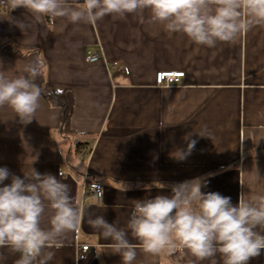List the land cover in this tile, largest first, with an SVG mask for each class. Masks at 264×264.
Instances as JSON below:
<instances>
[{"label": "crops", "instance_id": "0c3cea01", "mask_svg": "<svg viewBox=\"0 0 264 264\" xmlns=\"http://www.w3.org/2000/svg\"><path fill=\"white\" fill-rule=\"evenodd\" d=\"M148 16L145 11L72 24L35 20L23 8L0 6V71L10 78L26 76L27 66L39 58L42 93H66L72 108L70 133L64 134L62 110L42 94L28 124L20 123L11 108L0 107V167L20 178L31 167L56 176L70 186L82 209L79 229L54 249L50 264H122L89 218L102 215L124 228L133 201L171 195L174 184L199 178L203 192H218L233 204L241 192L264 194V27L209 48L148 23ZM15 20L30 27L22 32ZM95 53L99 60L87 62ZM159 72L185 76L160 87ZM187 135L197 141L195 149L177 161L170 154L187 147ZM86 180L103 185L102 198L85 191ZM10 183L11 176L0 187ZM50 215L45 212L43 227ZM129 239L138 245L133 264L194 259L184 251L146 254L130 234ZM81 245L90 246L84 260L78 256ZM18 258L0 248V264H15ZM216 259L222 264L219 255ZM249 264H264V251Z\"/></svg>", "mask_w": 264, "mask_h": 264}, {"label": "clouds", "instance_id": "9594fccd", "mask_svg": "<svg viewBox=\"0 0 264 264\" xmlns=\"http://www.w3.org/2000/svg\"><path fill=\"white\" fill-rule=\"evenodd\" d=\"M7 5L10 11L25 9L35 20L49 17L72 24H96L107 16L147 11L148 23L209 48L217 42L234 43L252 29L264 27V0H7ZM13 22L22 32L30 27L25 20ZM42 67L37 58L27 66L26 76L10 78L0 71V107L11 108L22 124L30 123L40 107L41 89L35 81ZM184 139L187 147L170 154L177 161L191 155L197 143L190 135ZM9 176L11 183L0 187V248L19 254L15 264H50L54 249L79 229L82 209L70 186L54 175L31 167L20 178L0 167V184ZM203 186L197 178L172 185L171 195L133 201L124 228L102 215L90 217L88 223L110 241L122 264H133L137 257L138 245L130 242L129 234L146 254L184 251L194 258L188 264H218V255L222 264H249L264 251V194L246 197L241 192L233 204L218 192H203ZM48 210L51 215L43 227Z\"/></svg>", "mask_w": 264, "mask_h": 264}, {"label": "built area", "instance_id": "2783aa9c", "mask_svg": "<svg viewBox=\"0 0 264 264\" xmlns=\"http://www.w3.org/2000/svg\"><path fill=\"white\" fill-rule=\"evenodd\" d=\"M0 6L3 10L7 11L9 10V7L7 5V1H1ZM100 56L99 54H88L86 57V61L93 63L97 62L99 60ZM185 76L183 72H159L156 74V84L157 86L164 87L169 86L173 84H177L181 81V79ZM84 189L87 193L92 194L98 198H101V195L103 196L104 193V187L103 185L95 180L91 181H85ZM90 246L89 245H81L79 247V259L84 260L86 258V254L89 251Z\"/></svg>", "mask_w": 264, "mask_h": 264}, {"label": "trees", "instance_id": "16d2710c", "mask_svg": "<svg viewBox=\"0 0 264 264\" xmlns=\"http://www.w3.org/2000/svg\"><path fill=\"white\" fill-rule=\"evenodd\" d=\"M38 86L41 89L42 83H43V76L40 75L36 81H35ZM41 94L45 98V100L53 107H58L62 110V132L64 134H69L70 133V121L72 117V108L68 103L66 93H61V94Z\"/></svg>", "mask_w": 264, "mask_h": 264}]
</instances>
